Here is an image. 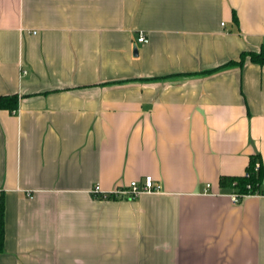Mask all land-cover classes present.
Here are the masks:
<instances>
[{"label":"crops","instance_id":"obj_1","mask_svg":"<svg viewBox=\"0 0 264 264\" xmlns=\"http://www.w3.org/2000/svg\"><path fill=\"white\" fill-rule=\"evenodd\" d=\"M263 43L264 0H0V264H264L220 184L264 168V64L210 71Z\"/></svg>","mask_w":264,"mask_h":264},{"label":"trees","instance_id":"obj_2","mask_svg":"<svg viewBox=\"0 0 264 264\" xmlns=\"http://www.w3.org/2000/svg\"><path fill=\"white\" fill-rule=\"evenodd\" d=\"M233 19L238 23V16L236 12L233 14ZM249 58L251 61L259 64H264V43L261 45L259 50H244L237 59H232L227 63L214 68L210 71H215L223 67L243 65L246 59ZM19 107V95L17 93L5 94L0 96V109H7L11 112H15ZM259 168L256 169V166ZM249 173V176L246 174ZM264 178V168L262 163L256 157H252L249 165L247 166L246 173L237 176H222L220 184L222 186H229L233 188V191L240 193H255L260 191L263 193L262 181ZM251 185L248 188V185ZM109 198H118L116 195H110ZM4 229H5V208L2 201V195H0V251L3 250L4 246Z\"/></svg>","mask_w":264,"mask_h":264},{"label":"built area","instance_id":"obj_3","mask_svg":"<svg viewBox=\"0 0 264 264\" xmlns=\"http://www.w3.org/2000/svg\"><path fill=\"white\" fill-rule=\"evenodd\" d=\"M138 40L140 42H147L148 38L147 35L144 32H141L139 35ZM259 168V165L256 166V169ZM249 176V173L246 174ZM208 186H210L208 184ZM251 185H248V188H250ZM159 185L157 184L155 178L152 175H146L145 180L143 183H141L139 180H133L130 182L128 186H122L118 187L115 190L107 193H102L100 189V185H96L92 192L96 196L102 195L103 198H109L110 195H116L117 197H127L129 199H135L138 196H140L144 192H155L159 190ZM261 192L257 191L255 193H240L237 191H232L230 193L231 198L234 202L239 203L243 200L244 197L249 195H260ZM1 195V192H0Z\"/></svg>","mask_w":264,"mask_h":264},{"label":"water","instance_id":"obj_4","mask_svg":"<svg viewBox=\"0 0 264 264\" xmlns=\"http://www.w3.org/2000/svg\"><path fill=\"white\" fill-rule=\"evenodd\" d=\"M135 53H138V52H137V48H135Z\"/></svg>","mask_w":264,"mask_h":264}]
</instances>
